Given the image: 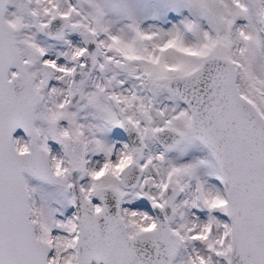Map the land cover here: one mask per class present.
I'll list each match as a JSON object with an SVG mask.
<instances>
[{
  "label": "snow or ice",
  "instance_id": "1",
  "mask_svg": "<svg viewBox=\"0 0 264 264\" xmlns=\"http://www.w3.org/2000/svg\"><path fill=\"white\" fill-rule=\"evenodd\" d=\"M172 10L0 0V264H264V0Z\"/></svg>",
  "mask_w": 264,
  "mask_h": 264
},
{
  "label": "rangeland",
  "instance_id": "2",
  "mask_svg": "<svg viewBox=\"0 0 264 264\" xmlns=\"http://www.w3.org/2000/svg\"><path fill=\"white\" fill-rule=\"evenodd\" d=\"M130 4H132L141 17H146L143 22L144 27H148L150 25H156L163 27L165 29L172 27L173 24H178L184 16L188 15L187 11L177 12L172 10L173 0H128ZM69 38L77 44H82V37L79 33H72ZM39 39L43 42V44L49 47V56L52 58H56L57 54L62 51L67 50V45L63 43V41L57 40L53 37H48L44 34H40ZM47 58V57H46ZM59 63H67V58L64 56L59 57ZM121 79H125L126 83L124 87L130 88L134 83H136L133 79L127 78L126 74H122ZM51 84L54 85H61L60 81L53 80ZM164 103L171 104L172 101L161 97ZM108 139L115 143L116 148L119 149L123 146L124 143H128L123 134L120 131V128H114L110 133H108ZM53 146V149L57 152L61 151V146L57 144L55 141H50ZM129 144V143H128ZM160 146L159 144L153 145L154 149H158ZM178 155V154H173ZM206 153L199 148H193L187 155L183 156L181 159L183 161L194 160L199 157L205 156ZM102 154H97L93 156V160H101ZM87 178H85L86 180ZM84 182V181H81ZM125 207H132L136 210L140 211H148L150 214H153L151 211V202L147 198H140L136 200H132L130 203H126ZM57 207H61V205H57ZM64 215L68 216L74 212L73 207H68L63 209ZM202 219L206 218V210L204 212L198 213ZM59 215V214H58Z\"/></svg>",
  "mask_w": 264,
  "mask_h": 264
},
{
  "label": "water",
  "instance_id": "3",
  "mask_svg": "<svg viewBox=\"0 0 264 264\" xmlns=\"http://www.w3.org/2000/svg\"><path fill=\"white\" fill-rule=\"evenodd\" d=\"M90 47L94 48V45H90ZM120 131L125 134V137L127 139V142L129 144H132L134 141H135V133H130L128 131H126L125 129L123 128H120ZM74 211H75V208L73 207ZM151 211L153 214H157V210L153 209L152 206H151Z\"/></svg>",
  "mask_w": 264,
  "mask_h": 264
}]
</instances>
